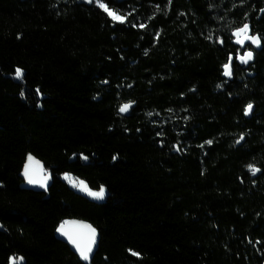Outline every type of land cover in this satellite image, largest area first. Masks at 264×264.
<instances>
[{"label": "trees", "instance_id": "obj_1", "mask_svg": "<svg viewBox=\"0 0 264 264\" xmlns=\"http://www.w3.org/2000/svg\"><path fill=\"white\" fill-rule=\"evenodd\" d=\"M101 1L125 22L0 0V264H87L56 236L71 218L99 233L89 264H264V48L241 68L233 43L264 41V0ZM28 154L47 193L22 186Z\"/></svg>", "mask_w": 264, "mask_h": 264}, {"label": "water", "instance_id": "obj_2", "mask_svg": "<svg viewBox=\"0 0 264 264\" xmlns=\"http://www.w3.org/2000/svg\"><path fill=\"white\" fill-rule=\"evenodd\" d=\"M79 2L87 4V5H92L94 3V2L93 3H89L88 0H79ZM245 25H248L247 35H249V36H258L259 37V44L258 45L257 44H253V43H251V41L245 39V34L244 33H241L239 36L236 35V33L240 29H242L244 26L239 28V29H236L233 32V36H234L233 43L236 46H238L240 49H245V48H247V46H251L252 47V49L246 50L243 55H239V56L236 57V62L238 64L243 65L245 67H249L251 64H253L255 62L256 51H260V50H262L264 48V41H263L261 35L252 33V30H251L249 24H245ZM238 40L243 41V43H238L237 42ZM248 52L252 53V58L250 60H248L247 63H241L240 57H246ZM234 62H235V57L233 56V57L230 58V60L227 63V64L230 63V69H231V75L230 76H226L224 74V77L227 78V79H232L233 78V64H234ZM224 70H225V67H224ZM249 75H252V73H249ZM125 104H130L131 107L126 112H121L120 111V114L124 115V116H128V115L131 114V110L135 106V103L130 102V103H124L123 105H125ZM251 105L253 107H252L250 113L245 114V116L247 118H251L252 114H253V112L255 110L254 105L253 104H251ZM245 139L246 138L243 135L241 140L237 143V146L242 145L245 142ZM29 156L32 157L31 161L29 160ZM26 166L28 168L29 175L31 176V179L34 181L33 183H29V177L25 175ZM256 169H258V168H256ZM260 174H261V171L259 169V171L256 172V174L253 175V176L257 177ZM20 176L23 179V185L22 186L24 188H26V189L33 190V191H36V192H46L47 193L49 188H50V186L53 183V174H52V172L46 167V164L42 160H40L39 158H37L33 154H28V156L26 158V161L24 163L23 169H22V171L20 173ZM61 225L64 226V231L67 232L69 235H71L74 239H76L77 242L82 247H87V245L89 243L90 236H91V229H95V228L92 226V224L89 221H87L85 219H82V218H71V219H68L65 222H62L57 227V230H56L57 238L59 240L63 241L64 243H66L67 245H69L78 255H80L79 251L76 248V246L69 241L68 237L65 236V235H62L61 232L58 231V229L61 227ZM86 226H90V228L86 227ZM0 230H3V227L1 226V224H0ZM99 241H100V236H99L98 231L95 229V242L91 246V252L88 254L89 258L87 260L82 258L87 264H89L91 262L94 254L96 252L97 245H98Z\"/></svg>", "mask_w": 264, "mask_h": 264}, {"label": "snow or ice", "instance_id": "obj_3", "mask_svg": "<svg viewBox=\"0 0 264 264\" xmlns=\"http://www.w3.org/2000/svg\"><path fill=\"white\" fill-rule=\"evenodd\" d=\"M89 3H97V6L102 8L113 20L115 21H119V22H124L125 21V16H121L119 15L118 13L114 12L113 10L109 9V7L107 6V4L105 3H102L101 0H88ZM141 27H144V25H141ZM247 32H248V25H244V27L242 29H240L236 35L239 36L241 33H244L245 34V39L251 41V43L253 44H259V37L258 36H249L247 35ZM222 42V41H221ZM238 43H243V41H240L238 40L237 41ZM252 58V53L251 52H248L247 53V56L246 57H240V61L241 63H247L248 60H250ZM225 75L226 76H230L231 75V69H230V63L229 64H226L225 66ZM23 75L22 73V70L20 69H17L16 70V76L18 78H21ZM131 107L130 104H125L123 105L121 108H120V111L121 112H126L128 111V109ZM252 105L249 104L247 106V109H246V113L245 114H248L250 113L251 109H252ZM208 143L210 144L211 141H208ZM29 160L31 161L32 160V157L29 156ZM249 170L252 172L253 175L256 174V172L259 171V169H256L255 167L253 166H249ZM25 175L29 177V183H33L34 181L31 179V176L29 175V171H28V168L26 166V169H25ZM81 185H82V190H85L88 192L89 195H91L92 197L96 198V199H103L104 198V194H105V190L103 189V187L97 191V192H93L89 189H87V186L86 185H83V182H81ZM86 227H89L90 226H86ZM59 232H61L62 235H65L68 237L69 241L71 243H73L77 250L79 251V254L80 256L87 260L89 258V253L91 252V246L92 244L95 242V229H91V236H90V239H89V243L87 245V247H82L76 239H74L71 235H69L67 232L64 231V226L61 225V227L58 229ZM133 255H138L137 253H132ZM13 264H15V261L13 262Z\"/></svg>", "mask_w": 264, "mask_h": 264}, {"label": "rangeland", "instance_id": "obj_4", "mask_svg": "<svg viewBox=\"0 0 264 264\" xmlns=\"http://www.w3.org/2000/svg\"><path fill=\"white\" fill-rule=\"evenodd\" d=\"M102 2V1H101ZM103 3V2H102ZM97 4V3H96ZM115 12V11H114ZM120 15V14H119ZM122 16V15H121ZM115 21V20H114ZM115 22H119V21H115ZM125 22V21H124ZM247 48H249V46H247ZM247 48H245V49H240L239 50V53H237V55H243L244 54V52L247 50ZM242 51V52H241ZM238 141L240 140V138H238L237 139ZM76 186H78V183H77V185ZM80 190H82V185H80ZM82 192H84L85 194H87L88 196H90L91 198H93V199H96V198H94V197H92L91 195H89L88 194V192L87 191H85V190H82ZM96 200H102V199H96Z\"/></svg>", "mask_w": 264, "mask_h": 264}, {"label": "flooded vegetation", "instance_id": "obj_5", "mask_svg": "<svg viewBox=\"0 0 264 264\" xmlns=\"http://www.w3.org/2000/svg\"><path fill=\"white\" fill-rule=\"evenodd\" d=\"M251 28V27H250ZM252 30V29H251ZM252 33L253 34H255L253 31H252ZM249 49H252V47L251 46H249V48H247V50H249ZM242 50V49H241ZM245 53V52H244ZM256 53H257V51H256ZM237 56H239V55H237ZM236 56V57H237ZM256 56V55H255ZM241 66V68H246L245 66H243V65H240ZM246 70V69H245ZM247 72H250L249 70H247Z\"/></svg>", "mask_w": 264, "mask_h": 264}]
</instances>
